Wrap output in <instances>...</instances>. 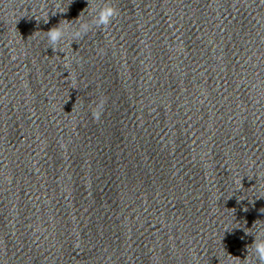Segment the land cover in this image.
Masks as SVG:
<instances>
[{
    "label": "clouds",
    "instance_id": "9594fccd",
    "mask_svg": "<svg viewBox=\"0 0 264 264\" xmlns=\"http://www.w3.org/2000/svg\"><path fill=\"white\" fill-rule=\"evenodd\" d=\"M119 14L118 9L110 4H105L100 7L97 16L94 18V23L107 28L110 25L115 17ZM47 22V20L45 21ZM91 25L90 24H81L79 29H62L60 26L53 27L47 32V38L50 42V45L53 46V51H57V42H63L65 37L72 36H80L82 33H86L89 31ZM62 49H59L61 51ZM106 104V100L101 99L97 104L95 109L92 111V116L95 121H99L101 115L104 111V106ZM255 252L257 253V258L259 264H264V240L254 241Z\"/></svg>",
    "mask_w": 264,
    "mask_h": 264
}]
</instances>
